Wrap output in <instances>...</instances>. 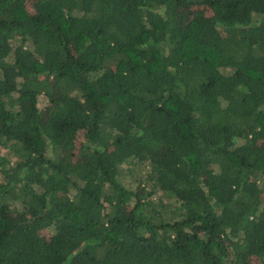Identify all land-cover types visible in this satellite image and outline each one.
Wrapping results in <instances>:
<instances>
[{
  "label": "trees",
  "instance_id": "1",
  "mask_svg": "<svg viewBox=\"0 0 264 264\" xmlns=\"http://www.w3.org/2000/svg\"><path fill=\"white\" fill-rule=\"evenodd\" d=\"M0 264H264V0H0Z\"/></svg>",
  "mask_w": 264,
  "mask_h": 264
},
{
  "label": "rangeland",
  "instance_id": "2",
  "mask_svg": "<svg viewBox=\"0 0 264 264\" xmlns=\"http://www.w3.org/2000/svg\"><path fill=\"white\" fill-rule=\"evenodd\" d=\"M46 101H47V99L44 96L40 97L39 103H38L39 108L43 107L45 105Z\"/></svg>",
  "mask_w": 264,
  "mask_h": 264
}]
</instances>
